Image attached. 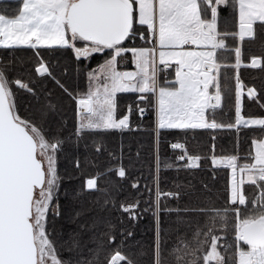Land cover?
<instances>
[{
  "label": "snow or ice",
  "instance_id": "1",
  "mask_svg": "<svg viewBox=\"0 0 264 264\" xmlns=\"http://www.w3.org/2000/svg\"><path fill=\"white\" fill-rule=\"evenodd\" d=\"M0 46L14 53L0 57V264H264V135L243 157L212 155L231 170L222 194L195 175L187 141L264 130V114L244 110L245 92L264 106V81L241 77L242 66L264 72V0H16L0 3ZM120 92L156 117L154 143L127 156L108 140L132 127ZM163 130H182L171 160ZM172 169L186 175L166 189Z\"/></svg>",
  "mask_w": 264,
  "mask_h": 264
},
{
  "label": "trees",
  "instance_id": "2",
  "mask_svg": "<svg viewBox=\"0 0 264 264\" xmlns=\"http://www.w3.org/2000/svg\"><path fill=\"white\" fill-rule=\"evenodd\" d=\"M3 4H6L10 7H15L16 0L5 1ZM251 52L260 54V50L258 48L251 49ZM13 54L14 53L11 50L0 47V57L11 56ZM245 54L248 55L250 53L246 52ZM27 55H31V53L29 52ZM100 60H102V57L98 56L97 60L91 61L89 66L95 67V64ZM241 77L244 79L246 84L259 85L262 81H264V72H261L256 68L242 66ZM72 83H74V85L77 87L78 92L86 90V77L77 76L74 78ZM139 95V93L118 94L120 109H125L127 106H132V112L130 113L132 127L123 130H109L110 135L108 136V140L111 141L112 146L117 148V150L122 143L125 148V156H127V148L129 145H132L133 150H135L137 143H142L147 147L153 144L155 141L154 133L157 131L155 128V111H153L150 115H145L143 117L140 116L135 110V105L139 103L137 99ZM69 103L71 104V102ZM244 106L245 112L264 114V106H262V102H253L251 98L247 97L246 92ZM68 115L70 119L73 116L71 107L69 109ZM218 119L222 120L223 122H232L234 119L233 105L229 104L223 115L219 116ZM181 134L182 130H163V135L160 140V149L161 153L166 155L169 160H171L173 156L179 154V150H173L169 147V145L174 139L178 142H183L181 139ZM262 135H264V130H262L261 126H241L238 129L197 130L191 136L187 137L189 154H198L201 156L200 163L202 168L200 171L195 172V175L205 179H212V177H215L212 180V183L217 186L222 194L225 181L230 179L231 170L227 168L226 165H212V155L231 154L235 149L243 157L250 151L251 141ZM213 145H215V147H213ZM151 163L152 161L150 159H147L144 162V166L141 170L145 177L149 176L150 171L154 172V168L150 169L148 167V165ZM178 163L183 164V161H178ZM139 175V173H136L137 178H139ZM177 175L183 177L186 175V173L182 171L178 174L175 169L163 171L161 173L163 181L162 186L167 189L170 186L171 181ZM147 183L149 186L152 185L150 178L148 179ZM246 190L251 191L250 189H247V185ZM124 219L126 223L131 222L127 217ZM149 229L150 224L148 219H143L136 223L135 231L137 233V238L139 239L145 237L149 232ZM228 239H231V226L228 229Z\"/></svg>",
  "mask_w": 264,
  "mask_h": 264
},
{
  "label": "rangeland",
  "instance_id": "3",
  "mask_svg": "<svg viewBox=\"0 0 264 264\" xmlns=\"http://www.w3.org/2000/svg\"><path fill=\"white\" fill-rule=\"evenodd\" d=\"M2 47V46H1ZM134 66V65H133ZM120 93H135V92H120ZM119 94V93H118ZM117 94V95H118ZM243 126H259V125H243ZM119 263V262H118Z\"/></svg>",
  "mask_w": 264,
  "mask_h": 264
},
{
  "label": "flooded vegetation",
  "instance_id": "4",
  "mask_svg": "<svg viewBox=\"0 0 264 264\" xmlns=\"http://www.w3.org/2000/svg\"><path fill=\"white\" fill-rule=\"evenodd\" d=\"M5 1H12V0H0V3H3ZM1 47V46H0Z\"/></svg>",
  "mask_w": 264,
  "mask_h": 264
},
{
  "label": "crops",
  "instance_id": "5",
  "mask_svg": "<svg viewBox=\"0 0 264 264\" xmlns=\"http://www.w3.org/2000/svg\"><path fill=\"white\" fill-rule=\"evenodd\" d=\"M132 67H134V66H132ZM117 130H119V129H117Z\"/></svg>",
  "mask_w": 264,
  "mask_h": 264
}]
</instances>
